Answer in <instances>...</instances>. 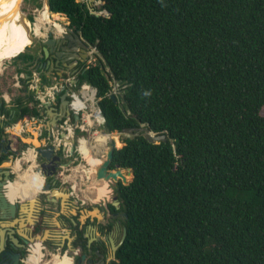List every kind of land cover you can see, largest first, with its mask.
Returning <instances> with one entry per match:
<instances>
[{
  "label": "trees",
  "instance_id": "16d2710c",
  "mask_svg": "<svg viewBox=\"0 0 264 264\" xmlns=\"http://www.w3.org/2000/svg\"><path fill=\"white\" fill-rule=\"evenodd\" d=\"M100 1L47 0L96 44L76 88L96 89L105 131L141 123L166 135L113 148L110 168L133 176L114 189L126 235L111 264H264V0ZM13 39L31 42L20 29ZM114 84L123 101L110 97ZM14 101L12 115L0 99L2 135L39 115V100Z\"/></svg>",
  "mask_w": 264,
  "mask_h": 264
},
{
  "label": "flooded vegetation",
  "instance_id": "af4514ba",
  "mask_svg": "<svg viewBox=\"0 0 264 264\" xmlns=\"http://www.w3.org/2000/svg\"><path fill=\"white\" fill-rule=\"evenodd\" d=\"M44 18H46V20L43 19L41 21L42 23L41 27L46 22H48L47 14H45ZM18 26H19V22L18 19H16L13 21V29H12L13 44H14L13 35L19 29ZM38 26L39 25L36 23L35 33L38 29ZM40 33L41 31L38 34ZM22 50L23 49L17 48V50L15 51L21 52ZM85 65L86 63H83L80 66L79 71ZM67 98L71 102V98L69 97ZM55 102L56 103L53 106L56 108V111H58L57 115L55 116L56 125L57 126L60 125V123L63 122L65 118H68L70 122L75 123V116H74L75 111L72 108L71 103L69 107L70 111L68 114L67 109L66 110L59 109V103H60L59 94L55 96ZM78 114H79L78 120L80 121V113ZM94 115L97 118V120L100 119L98 110H95ZM38 116H36L35 118L36 123L39 125L38 138L46 139L44 146L54 147L52 158L55 159L53 161V165L56 166V173L58 172L61 165H66L67 167H69L71 163L74 162V158L76 157L75 155L79 153V149L90 164L89 160H91V158H93L94 156L91 153V149L93 145H90L89 141L85 139H80V145L78 149L76 144V142L78 141L76 140V138L73 137L74 136L73 135L70 138L68 144L64 143L63 141H60L57 145H54L51 137L49 136V130H48L49 125L50 127H53L52 116H50L47 113H43L41 114V116L40 115ZM87 116H88L87 117L88 122H91V120L89 119L90 115L88 114ZM25 138H29L28 135ZM94 138H95L96 146L104 144L107 140L105 134H96ZM2 139H4V141L2 145H0V156H1L0 163L4 158L7 160L10 159L8 158V156L12 154L10 150H6L8 144L7 141L9 140V137L6 136L5 134L3 135L0 134V140ZM28 147L33 148L34 163L37 165L38 170H40L41 164L42 162H44V159L41 158L40 154L36 150V147H34L31 143H29L28 146H26L24 143L20 141L18 136L17 137L15 136L13 141L11 139L10 148L16 150L18 153H20L21 151L25 152ZM3 150L6 151L4 152ZM30 161L31 160L27 161V163H29ZM53 165H51L49 168L44 166L45 171H51ZM92 168L93 167H90V169ZM2 169L10 170V175L8 177H10L11 179L13 178V174H12L13 171L10 169L9 166L2 167ZM56 173H55V177H56ZM93 177L97 181L94 174ZM2 178L4 179V177ZM51 178H52L51 176H44V182L42 188L45 191L37 193L38 198L40 199V206L42 207V209H39L38 211H34L32 214L26 213V211H24V213H21L19 205L21 201L26 202V200H22L19 197H16V201H15L16 207L14 214L12 215L10 213V209L8 208L9 206L7 205L8 207H7L6 217L0 218V221H3L5 223L8 222L11 225L10 226L4 225L0 227V230L1 229L3 230L2 231L3 235L2 237L0 236V264H15V263L26 264L24 262V256L26 254L25 251L27 244L35 240L40 241L43 244V246L47 248L48 251L54 250L58 252L59 255L64 251L69 252L72 256L73 264H77L79 260H81V264H111V262L115 260V252L117 248L121 245L122 237L124 234V229H123L124 226L122 224V218L124 213L119 209V203L115 204V200H114V196H116L114 191L116 182L113 184V189H112L113 197L109 200H107V198H105V196L102 195L103 191H108L106 190L107 185L105 186L103 185V183L101 184L96 183L97 185H95V191L97 193V197L98 198L101 197V198L97 200H94L95 198L91 199V202L95 204V207L92 206L91 210L93 208H97L98 210L97 212H94V215L87 214L86 216H84V221H82L81 214L79 213V207L77 205H76L77 208L75 210L76 212L78 211L77 213L69 212L66 214L64 212H60L61 207L59 200H57L56 203H48L47 201L44 200L46 195L49 193L45 189V185L50 182ZM3 179H0V183ZM88 180H90V178ZM12 183L13 182H11V184ZM21 184L23 186V189H25L26 191L29 190L31 191V189L29 188V186H27V184H25V182ZM109 185L111 184L109 183ZM51 188L52 185H50L48 189ZM68 191L70 192L68 201H70V198L75 195L71 193V188ZM0 195H4L1 184H0ZM6 200L8 201L7 197ZM78 201L80 205L85 204V201L83 202V200H78ZM53 209H57L60 212L56 218V222L59 223L62 227H65L70 232L69 236L64 237V239L61 237L57 239L55 238V236L51 235L50 233L48 236H46V232H47L46 230L47 228H49L46 217H48L49 215L48 213H50ZM90 227L91 228L94 227L97 230V234L94 237L87 235V233L90 232ZM38 233L40 237L31 240V237ZM115 237L117 238V240L115 239ZM114 246L116 248H114ZM39 250L40 247L37 246V250L34 251V253H38ZM59 255L53 254L51 259H53L54 262L61 261L63 263L62 256L59 257Z\"/></svg>",
  "mask_w": 264,
  "mask_h": 264
},
{
  "label": "water",
  "instance_id": "95a60500",
  "mask_svg": "<svg viewBox=\"0 0 264 264\" xmlns=\"http://www.w3.org/2000/svg\"><path fill=\"white\" fill-rule=\"evenodd\" d=\"M22 1V0H21ZM100 14V13H99ZM108 14V13H106ZM34 25V22H33ZM62 31L64 32L60 35H55L56 26L53 24V26L49 27L46 32V37L45 39L42 38L41 35L36 34L34 30H32L30 34V28H28L29 34H30V39L31 42L36 43L37 45L40 46L42 52L44 53V56L48 58V62L53 61V67L54 69L60 70L62 75L69 76L67 81H64L63 88L64 90L61 94H59V90L54 89L52 92L54 94H59L60 98V103H59V109H67L68 114L70 111V101L67 97L72 99V94L71 90L72 86L76 85L77 78L76 75L79 72V68L83 63H86L85 66H83V70L87 68V65L89 63L90 59V54L89 51L93 50V52L97 51L96 44L90 45L86 40L82 37L81 31L76 30L73 27L69 25V22L67 24L62 25ZM44 29V26L40 27V31ZM27 46V45H25ZM23 51V50H22ZM64 78V77H63ZM65 80V78L63 79ZM47 99L42 100L40 102V105L37 106L38 109L39 107H42L43 112L40 113L39 115L43 113H47L53 118V127L48 126L49 130V136L51 137L52 135V129H57L59 126L56 125V118L55 116L57 115L56 108L53 106L55 102V95L54 99L51 100L49 96H46ZM110 97L112 98L114 103H117V97L120 98V101H123V92H120L118 96H116L115 92L110 93ZM75 123H77L79 120V114L78 112H75ZM23 128V127H22ZM12 132V131H11ZM51 132V133H50ZM8 133V132H7ZM6 133V134H7ZM29 138H25L21 136L20 134H15V136L19 137L20 141L24 143L26 146H28L29 143H31L34 147H36L37 152L40 154L41 158L44 159V162H42L41 167H40V175L42 176H51V180L49 183L45 185V189L49 192L46 197L44 198L45 201L48 203H56L57 200L60 201V207L61 210L63 207H65L66 200H68L70 196V192H66L65 190L56 187L57 185V179L55 177L56 173V166L53 165V161L55 160L52 158V154L54 151V147L52 146H44L46 139H39L38 134L35 131H32L28 133ZM66 135V132H61L60 136L64 137ZM115 136V137H114ZM138 136H143L145 139H147L149 142L152 143H157L159 141H165L166 140V135L165 134H157L153 131H151L148 126L141 124L139 126L135 127H125L121 131H114L113 132V143H111L105 153V158L101 160L98 164L94 166V175L97 180H104L108 182H118L119 180L123 184H127L131 179H132V170L131 168H126L122 169L118 166H116L114 169L110 168L112 158H113V148L115 145V142H119L120 139H133L134 137ZM4 139L0 140V145H2ZM7 148L6 150H10L12 153V158L13 159L16 155L21 154L18 153L16 150L10 148V142L11 139L7 141ZM122 146V145H121ZM6 150H3L4 152ZM6 163V162H4ZM3 161L0 164V179H4L1 181V187L3 189L4 195H0V218L6 217L7 214V207L10 209V213L13 215L16 207V197L13 200H10L6 196V191L8 184L12 182L13 178L11 179L8 177L10 175V170L8 169H2ZM51 165V171H45L44 166L49 168ZM10 167V166H9ZM23 167V164L21 165ZM13 177H14V172H12ZM129 177V179H128ZM44 178H42V184L40 186V189L38 192L45 191L42 186H43ZM52 185L51 189H48L49 186ZM70 187V186H69ZM71 188V187H70ZM36 192L32 197H20L22 200H27L28 204L26 202H21L19 207L20 211H26V213L32 214L34 211H38L40 208L37 210V205H40V199L36 194ZM59 195V196H58ZM6 197L8 198V201L6 200ZM115 204H118L119 201L117 200L116 196H114ZM2 202V204H1ZM8 205V206H7ZM97 208H93L92 210H87L88 214L91 215L93 212H97ZM72 213H75V210L71 211ZM82 221H84V217L81 218ZM3 221H0V224H2ZM75 222V221H73ZM124 234L122 237V241L124 240V237L126 235V228L124 227ZM0 236L2 237V229L0 230ZM40 237V236H39ZM3 240V239H2ZM121 241V242H122ZM114 248H116L114 246ZM59 255V253H58ZM16 264V263H15ZM77 264H81V260L78 261Z\"/></svg>",
  "mask_w": 264,
  "mask_h": 264
},
{
  "label": "rangeland",
  "instance_id": "374dc122",
  "mask_svg": "<svg viewBox=\"0 0 264 264\" xmlns=\"http://www.w3.org/2000/svg\"><path fill=\"white\" fill-rule=\"evenodd\" d=\"M82 1H86L87 2V5H89L90 8H92V9L94 7H97L100 4V2H101L100 0H82ZM45 8H47V10L49 11L48 5H47V0H22L17 5L16 15H15L17 17H13V21L16 20V19H18V22L20 21V23L22 25L21 26L22 28H23V25L29 26V28H30V34L32 32V29H33L31 27H34V30H35L36 23H37L39 26H38V29H37L36 33L38 34L40 32V27L42 25L41 21L44 19V16H45ZM102 10H97V11H93V12H95L98 15L99 13L100 14L102 13ZM49 14H50V17H51V21L50 22H46L43 25L44 26V29L43 30L41 29L42 30L41 32L43 34L45 33V29H48L49 27L53 26V23H55L54 21L60 23L61 25L65 24L64 22H67L68 23V20H67L66 16H64L62 14L56 13V15L57 14L59 15V18H55L53 16V14H55V13H52L50 11H49ZM29 17H32L33 20H30ZM33 22H34V25H33ZM10 26H11V21H8V22L4 23L2 25V27H1V28H3L1 30V32H6V31L8 32V30L10 29ZM23 31L24 32H27V34H29V32L26 31L24 28H23ZM4 36H6V35H1L0 36V40H2V37H4ZM34 45H36L34 42H29L27 44V46L24 47L23 50L26 49V52L28 50H35L34 49L35 48ZM13 51H15V49L12 50V48H11V50L9 51V53L11 54V52H13ZM18 53H19L18 51L13 52L6 59H3L1 57L0 58V67L3 64L7 63V61L11 57H14ZM92 53H93V51L91 52V50H90L89 51L90 59H89V63L88 64H90L92 62V58H93V54ZM1 76H2V74L0 75V77ZM12 82H13V79L11 78V75H8V78H5L0 83V94H1V88L6 89V86L7 85L9 86L8 89L11 91L12 90L11 89ZM83 84L84 85H88L86 83H83ZM88 86H89V88L90 87L92 88V86H90V85H88ZM83 90H84V88L82 89L81 87L76 88V86H72V90L71 91H79V94L81 95L83 93ZM112 92H115V94L117 96L121 92V91L118 90L117 84H114L113 85ZM91 95L89 96L90 100L88 99V101L86 102V106L87 107H86L85 111L82 112L83 113L82 114L83 115V121L85 123L84 124V128L83 127H81V128H79V127L75 128V130L73 131L74 133H72V136L74 135L73 137L76 138V140L78 141V142H76L78 149H79V145H80V139H85V140L89 141L90 145H93L92 146V149H91L92 155L95 158H97V159H99L101 161V160H103L105 158L106 150H107L108 146L113 141V132H107V131L104 130V128H103V122H101V120H102V118H101L102 117L101 112H99V116H100V119L99 120H97V118L95 117V115H94L95 110H98L99 111L100 109L97 106L96 96H93V98L91 99V97H92ZM1 98L3 99V97L0 95V99ZM260 113H261V115H264V106L261 108ZM88 114L90 115L89 116V119L91 120V122H88V120H87V117H88L87 115ZM80 122H81V115H80V121L78 123H80ZM2 124H4L3 121H2ZM7 125H8V127H7V129L5 128V130H6V132H8V134H5V135L8 136L10 139L15 138V134H20L23 137H26L27 135H29L28 133H30L32 131H35L38 134V127H39V125L36 123L35 119H26V120H24V119H16V120H12L10 122V124H7ZM22 127H24V129H22ZM96 134H109L111 137H109L104 144H101L99 146H96V142H95V138H94ZM115 145L117 147H120L121 145H123L122 139H120L119 142L118 141L115 142ZM29 149H31L32 152H33V148L32 147H28L27 150L26 149H23V150H26L25 153H24V155L22 156L23 161H29V160L25 159V157L28 154V150ZM79 151H80V149H79ZM20 156H21V154H18V157L16 155L13 159H8V160L7 159H4L2 166H4V167L10 166L11 163H14L17 158H20ZM75 156L76 157L74 158V162L71 163V165H70V169L67 170V171H65V174L63 176L66 177V176H69L70 175L69 178L70 177L71 178L73 177L74 179H76V176H77L76 173L80 169H82L84 171V173H81L82 175L79 177V179L76 180L75 183H73L74 185H77L78 190H77L76 194H77L78 197L73 196V197L70 198V201L66 200L65 207H63L62 210L60 208V212H64V213L67 214V213L71 212L72 210H76V208H77L76 205H77L79 207V213L81 214V218H83L84 216H86L88 214L87 210H91V207L92 206L95 207V204L91 202V199H93V198H95L94 200L99 199L96 196V192H95V189H94V184H96V183L97 184H101V183H106L107 184L108 191H107V194L105 195V198H107V200H109V199H111L113 197L112 189H113V184L115 182L112 181V183H111V182L104 181V180H97L96 181L91 174H90L91 175L90 176L87 173L89 171V168L90 167H93V169H94V166H91L89 164V162L87 161V159L83 155H81L80 152L77 153ZM4 162H6V163H4ZM24 163H25L24 164L25 167H27L26 165H29L30 163L33 164L32 161H30L29 163H27V162H24ZM15 167H16V165H15ZM60 172H61V170H60ZM84 174L87 175V176H89L87 178H90V180L86 179L85 176H84ZM19 175H20V173H19ZM31 178L34 179L33 176H31ZM128 179H129V177H128ZM14 183H18L19 184V189H22V184H20L19 181H16ZM109 183L111 185H109ZM40 184H42V183H40ZM12 186H14V188L17 187V186H15L13 184L12 185L11 184L9 185V187H12ZM69 186L70 185H69L68 182L65 183V184L62 183V182H57V185H56V187H59V188L65 190L67 193L69 192L68 190L70 189ZM33 190H35V189H33ZM36 192H38V191L35 190V193ZM35 193H32V194H35ZM36 196H38V194H36ZM78 200H83V202L85 201V204L84 205H80L78 203L79 202ZM21 202H24V201H21ZM60 212L57 209H53L50 213L47 212L49 214L48 217H46L47 218V221H48L49 228H47V230H46L47 231L46 232V236H48L49 233L51 235L55 236V238H57V239L60 238V237L64 239V237L69 236V234H70L69 230H67L65 227H62L59 223L56 222V218H57V216L59 215ZM21 213H24V211H21ZM122 221H123V218H122ZM4 225L5 226L6 225L7 226H10L11 224H9L8 222L7 223L2 222V224H0V227L1 226H4ZM94 231H95V233H94ZM96 234H97V230L94 227L93 228L90 227V232H88L87 235L94 237ZM35 238H39V233L36 234V235H34V236H32L31 237V240L32 239H35ZM115 239L117 240L116 237H115ZM45 250H46L45 251L46 256L43 259L44 261L45 260H50L52 258V255L53 254H58V252H56L54 250L48 251L47 248H45ZM65 254L72 258L71 254L69 252H66V251H64L63 253H61L59 256H62V255H65ZM30 256H39V257H41L42 256V253H39V252L38 253H33ZM72 262H73V259H72Z\"/></svg>",
  "mask_w": 264,
  "mask_h": 264
},
{
  "label": "crops",
  "instance_id": "0c3cea01",
  "mask_svg": "<svg viewBox=\"0 0 264 264\" xmlns=\"http://www.w3.org/2000/svg\"><path fill=\"white\" fill-rule=\"evenodd\" d=\"M64 23L66 24L67 22H64ZM46 30L47 29H45V33L43 35H41L42 38H44V39L46 37V32H47ZM63 32H64V30L60 31V32L55 31V35H60ZM34 47H35L34 48L35 50H28L27 51L28 53H30L34 56L32 62H30L29 65H26L25 56H21V57H15L14 56V57H11L7 61V63L3 64L0 67V75L2 74V76L0 77V83L5 78H8V75H11V78L13 79V82L11 84L12 90L10 91L8 89L9 86L7 85L6 89L1 88V94H0L3 97V100L5 102V104H4L5 108L9 109L10 113L12 115L15 113V106L17 104V102L14 101V98H17V99L19 98V100H21L22 102H28L30 100V98L33 97L35 100H39L41 102L43 97L45 99H47L46 96H49L50 98H52V96H54V95L56 96L58 94V93L54 94L52 92L54 89L50 88L51 86H55L56 89L59 90V94H61L64 91V90H62L64 81H67L69 78V76L62 75L61 69L60 70L54 69L53 63H52L53 61L48 62V58H46V56H44V53L42 52L39 45L36 44V45H34ZM63 77L65 78V80H63L64 79ZM67 82H69V81H67ZM0 104H1V102H0ZM29 104L32 105L33 102H30ZM39 105H40V103L37 104V106H39ZM42 112H43L42 107H39V114ZM31 117L36 118V116H31ZM31 117H30V119H32ZM35 118H33V119H35ZM4 120H5L4 116L2 114H0V126L2 124V121L4 123ZM7 127H8V125H6L4 127V129L5 128L7 129ZM22 129H24V127ZM12 139L14 140V138H12ZM22 156H20V158H17L15 160V162L11 163V165H10V169L15 173L12 182H16V181L20 182L21 181L23 183L25 181V179H23L24 176H26L27 179L28 178L30 179L31 176H34L33 172H36L40 178L38 180V183H35L34 189L36 191H38L40 189V186H41L40 183H42L41 181H42V178H44V176L40 175V170H38L37 165H35V163H34V154H33L31 149L28 150V154L25 157V159L31 160L33 162V164L30 163L31 165L30 164H29L30 166L26 165L27 167L24 166V164H25L24 162H27V161H23ZM17 157H18V155H17ZM0 158H1V156H0ZM8 158H12V154H10L8 156ZM22 164H23V167H21ZM15 165H16V167H15ZM60 170H62V169L59 168L58 172L56 173L57 180L59 182L64 183V184L68 182L69 185H73V183H75L76 180H78L79 177L82 175L81 173H84L83 171L79 170L76 173V175H77L76 179H74L73 177L69 178L70 175L66 176V177L63 176L65 173L61 174ZM19 173H20V176H19ZM84 176H86V175L84 174ZM14 184H15V186H17V189H14V191H13V189H11V187H9L10 183L8 184V187H7L8 189L6 191V196L10 200H13L15 197H19V196L29 198V197H32V195H34L32 193H35V190L26 191L23 188L19 189L18 183H14ZM95 185H97V184H94V189H95ZM10 194L13 196H11ZM96 196H97V193H96ZM26 204H27V200H26ZM39 208H40V205L38 204L37 210Z\"/></svg>",
  "mask_w": 264,
  "mask_h": 264
},
{
  "label": "built area",
  "instance_id": "2783aa9c",
  "mask_svg": "<svg viewBox=\"0 0 264 264\" xmlns=\"http://www.w3.org/2000/svg\"><path fill=\"white\" fill-rule=\"evenodd\" d=\"M93 50H91V52H92ZM74 86V85H73ZM76 86V85H75ZM84 86H86V87H88L87 89H86V95H83V94H79V91H71V94H72V99H71V106H72V108L74 109V111L75 112H78V113H80V115H81V122L80 123H72V122H70L69 120H68V118H65L64 120H63V122H61L60 123V125H58L59 127L57 128V129H52V135H51V139H52V142H53V144L54 145H57L60 141H63L64 143H69V141H70V138L72 137V133H73V131L75 130V128H77V127H79V128H81V127H83L84 128V121H83V113L82 112H84L85 111V109H86V102L88 101V99L90 100V98H89V96L91 95V94H93V96H95V93H96V89L95 88H89V86L88 85H84V84H81V88L83 89L84 88ZM50 88H52V89H56V87L55 86H51ZM85 89V88H84ZM82 99L83 101H84V105L83 106H76L75 105V101L77 100V99ZM45 100V98L43 97L42 98V100ZM51 100H53L54 99V96H52V98H50ZM99 112H100V110L98 111V114H99ZM41 116V115H40ZM39 117V116H38ZM32 119L33 118H35V117H31ZM102 118V120H101V122H104V118L103 117H101ZM61 132H66V135L64 136V137H61L60 136V133ZM80 153H81V155H83V153L81 152V151H79ZM24 151H21V156L22 155H24ZM60 168L62 169L61 170V174H63V173H65V171H67V170H69L70 169V166L69 167H67L66 165H61L60 166ZM81 171H83L82 169H80ZM84 172V171H83ZM87 172V171H86ZM89 175L91 174L92 176H93V174H94V169L92 168V169H90L89 168V171L87 172ZM90 175V176H91ZM87 177H89V176H85V178L86 179H89V178H87ZM70 187H71V193L73 194V195H75L76 197H78L77 196V194H76V192H77V190H78V188H77V185H70ZM37 244H39L40 245V251L42 252V256H41V258H40V261L39 262H42V260L45 258V256H46V253L44 252L45 251V247L43 246V244L40 242V241H37V240H35V241H32V242H29L28 244H27V247H26V251H25V256H24V262L27 264V260H28V258H29V256L30 255H32L33 253H34V250H35V248L37 247Z\"/></svg>",
  "mask_w": 264,
  "mask_h": 264
},
{
  "label": "bare ground",
  "instance_id": "6f19581e",
  "mask_svg": "<svg viewBox=\"0 0 264 264\" xmlns=\"http://www.w3.org/2000/svg\"><path fill=\"white\" fill-rule=\"evenodd\" d=\"M20 1L21 0H0V30H1V27H2V25L4 23H6V22L11 20V26H10V29L8 30V32H1L0 33V36L1 35H6V38H7V39L3 40L2 46L0 47V58L2 57L3 59H6V58H8L10 56L9 51L11 50V48H12V50L13 49L17 50V48L14 46L13 40H12V32H13L12 29H13V17H17V16H15L16 15V9H17V5L20 3ZM49 19H50V14H49ZM19 23H20V21H19ZM21 26L22 25L20 23L19 26H18V28H20V30L21 29L23 30V28H24L26 31H28L29 26L23 25V28ZM31 28H33L32 30H34V27H31ZM34 32H35V30H34ZM16 41L18 42V40H16ZM20 48H23V47H20ZM18 52H20V51H18ZM84 88L85 89L83 90L82 94L86 95V89L88 87L84 86ZM91 96H92L91 97V99H92L93 98V94ZM76 102H77V104L80 107L83 106V104H84V101L82 99H79V98L76 100ZM89 161H90L91 166H95L96 164H98L100 162L99 159L94 158V157L91 158V160H89ZM33 174H34L33 178H38L39 177V175L36 172H33ZM23 179H26L24 182L27 184V186H29V188L31 190H33L34 189V185H35L36 182H34L32 178L27 179L26 176H24ZM21 183L22 182L20 181V184ZM12 184L15 185L14 182ZM11 189H13V191H14V189H17V187L14 188V186H12ZM106 190H108V188ZM102 193H103L102 195L105 196L107 194V191H103ZM99 198H101V197H99ZM91 214L94 215V212L91 213ZM37 246L40 247L38 244H37ZM36 250H37V247L35 248L34 251H36ZM38 252L42 253L41 251H38ZM59 257H61V256H59ZM62 259H63V263L61 261L54 262L53 259L45 260V263L46 264H72V258L69 257L68 255H66V254L62 255Z\"/></svg>",
  "mask_w": 264,
  "mask_h": 264
},
{
  "label": "clouds",
  "instance_id": "9594fccd",
  "mask_svg": "<svg viewBox=\"0 0 264 264\" xmlns=\"http://www.w3.org/2000/svg\"><path fill=\"white\" fill-rule=\"evenodd\" d=\"M93 54V53H92Z\"/></svg>",
  "mask_w": 264,
  "mask_h": 264
}]
</instances>
